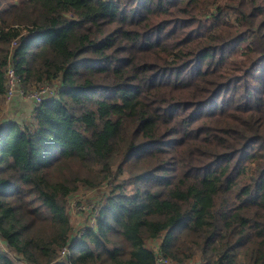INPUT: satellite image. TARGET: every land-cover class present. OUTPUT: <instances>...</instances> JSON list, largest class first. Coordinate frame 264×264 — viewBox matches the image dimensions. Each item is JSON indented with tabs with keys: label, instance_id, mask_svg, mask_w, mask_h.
<instances>
[{
	"label": "trees",
	"instance_id": "16d2710c",
	"mask_svg": "<svg viewBox=\"0 0 264 264\" xmlns=\"http://www.w3.org/2000/svg\"><path fill=\"white\" fill-rule=\"evenodd\" d=\"M8 66L0 264H264V0H0Z\"/></svg>",
	"mask_w": 264,
	"mask_h": 264
},
{
	"label": "built area",
	"instance_id": "2783aa9c",
	"mask_svg": "<svg viewBox=\"0 0 264 264\" xmlns=\"http://www.w3.org/2000/svg\"><path fill=\"white\" fill-rule=\"evenodd\" d=\"M6 93L5 98L8 101H11L13 98H18L21 101H30L32 105H38L47 97H50L51 87L44 86L35 92L26 93L23 88L20 86L17 76L15 74L14 69L11 66H8L6 69ZM84 194L85 196H83ZM80 195L75 196L67 203V211L71 215H79V214H88L90 215V219L88 224L90 226L93 225L96 216L98 215L101 207L95 201H91L86 198V194L82 193ZM66 253H69L67 249L61 251V257H63ZM155 264H172L169 259L158 255L156 258Z\"/></svg>",
	"mask_w": 264,
	"mask_h": 264
},
{
	"label": "rangeland",
	"instance_id": "374dc122",
	"mask_svg": "<svg viewBox=\"0 0 264 264\" xmlns=\"http://www.w3.org/2000/svg\"><path fill=\"white\" fill-rule=\"evenodd\" d=\"M19 0H1V2L3 3V5L7 4V3H11V2H17ZM10 103V101L7 102L6 98L4 97V99H2L1 101V114L4 116L7 117V120L8 119H14L13 116L10 117L8 114H6L8 112V104ZM2 116V118H3ZM5 117V118H6ZM106 186L105 185H101L100 187H98L97 189H93V190H80L79 192H77V194H74L73 198H75V196L77 195H80L82 193H85L86 194V198L91 200V201H99L100 199H102V195L104 193V191L106 190ZM83 196H85L84 194H82ZM100 202V201H99ZM70 218L71 217H75L76 218V225L80 222L82 223V226L85 225V224H88V216L86 213L84 214H79V215H74L72 216L69 215ZM71 220V219H70ZM75 222V221H74ZM0 248H4V245L3 244H0ZM15 261V264H21L19 263L17 260H14Z\"/></svg>",
	"mask_w": 264,
	"mask_h": 264
},
{
	"label": "crops",
	"instance_id": "0c3cea01",
	"mask_svg": "<svg viewBox=\"0 0 264 264\" xmlns=\"http://www.w3.org/2000/svg\"><path fill=\"white\" fill-rule=\"evenodd\" d=\"M8 112L6 114H8L10 117L13 116L14 119H19V120H26L29 118V113L31 111L32 108V103L30 101H21L18 98H13L10 103L8 104ZM2 114H1V119L7 120V117L4 115L2 118ZM6 117V118H5ZM9 120V119H8ZM73 216V215H72ZM70 223L72 225V229L73 232L76 233L77 230H79V228L82 226V223H78L76 225V218L75 217H71L70 218ZM75 221V222H74ZM154 246H156V243H153Z\"/></svg>",
	"mask_w": 264,
	"mask_h": 264
}]
</instances>
